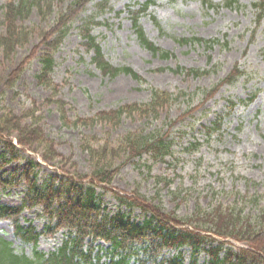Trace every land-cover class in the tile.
I'll list each match as a JSON object with an SVG mask.
<instances>
[{
    "label": "rangeland",
    "instance_id": "374dc122",
    "mask_svg": "<svg viewBox=\"0 0 264 264\" xmlns=\"http://www.w3.org/2000/svg\"><path fill=\"white\" fill-rule=\"evenodd\" d=\"M9 1L17 0H0V7ZM143 1L108 0V8L104 9L96 6L97 1H90L69 22L65 36L52 54L54 64L48 76L56 88L53 98L64 102L70 121L75 117L90 118L121 105L146 104L153 91L170 94V100L157 108L155 117L135 112L122 117L115 126L97 122L92 126L66 127L60 123L56 104L45 103L52 95L51 89L39 84L36 74L41 56L50 48L42 42L39 32L54 26L57 13L66 8L68 1L54 2L46 19L33 7L27 17L16 20L31 35L16 48L11 59L3 61L0 54V113L4 110L21 116L35 106L44 133L54 140L60 162H44L25 146L17 147V157L8 160V153L1 157L4 148L0 140V176L10 180V185L0 183V205H21L27 185L16 178L29 159L37 164L31 168V174L40 186L55 174H89L88 156L81 147L84 135L115 140L127 132L159 131L163 140L172 143L169 154L163 160L149 154L125 160L121 155L111 182L105 188L95 187L102 212H120L136 222L143 220L144 214L138 208L121 204L114 195L125 199L143 197L148 202L157 196L164 212L174 211L180 217H190L197 206L209 209L219 203L224 207H242L243 215H256L258 208L264 207V12L257 21L252 7L257 0H235L231 6L224 5L229 0H209L218 4L217 8L206 7L201 0H154L139 15L138 24L150 43L169 52L166 58L146 49L131 26L128 10L137 9ZM88 18L97 22L89 25V34L98 43L103 59L113 66H128L140 80L122 73L109 77L94 66L93 51L86 50L82 38V27ZM4 30L0 22V34ZM192 36L217 42L207 48L177 41ZM26 57L14 85L5 86L6 75ZM235 65L244 74L232 83H220L212 94L208 93L210 97L202 99L204 92L212 90ZM178 67L206 73L193 76L174 71ZM238 99L245 101L240 103ZM228 100L237 103L229 107ZM218 117L220 130L208 135L205 128ZM192 142L199 143L198 147L191 149ZM18 219L22 226L30 224L38 232H43L48 224L39 207L23 209ZM12 230L10 220H0V237L11 244L15 253L31 256L32 245L23 243ZM66 231L41 234L35 250L44 254L55 251L66 238ZM228 242L240 245L231 239ZM94 245H100L102 249H97L101 261H106L108 244L97 240ZM175 253H181L184 264L193 259L187 247L167 251L165 255ZM206 258L199 253L196 261L201 263Z\"/></svg>",
    "mask_w": 264,
    "mask_h": 264
},
{
    "label": "trees",
    "instance_id": "16d2710c",
    "mask_svg": "<svg viewBox=\"0 0 264 264\" xmlns=\"http://www.w3.org/2000/svg\"><path fill=\"white\" fill-rule=\"evenodd\" d=\"M68 1L66 8L57 13L55 24L48 31H40L42 42L49 46L50 51L44 53L41 58V67L36 74L39 84L51 89V94L45 103H55L59 112L60 123L66 127L92 126L95 123L117 125L122 117L138 113L144 117L153 118L157 114L156 110L164 106L170 100L167 92L153 91L150 101L146 104L121 105L115 110L99 112L90 118L75 117L72 121L68 120L64 111V102L54 99L56 88L51 83L49 74L53 68V52L65 36L69 22H71L90 1H97L95 4L100 9L108 8V0H17L16 2H6L0 9L3 19L0 21L4 26V33L0 34V54L3 61L11 59L16 48L24 45L29 36L30 30L17 25L16 20L25 18L33 7L46 19L53 11L54 2ZM206 7L217 8L209 0H201ZM153 0H146L139 4L137 9L128 10L131 17V26L134 29L141 44L152 53H160L162 57H169L168 51L160 50L150 43L142 32L138 24L139 15L145 13ZM235 0H229L225 5L231 6ZM252 7L257 12L256 20L259 21L264 12V0H257L252 3ZM92 18H88L83 25L82 38L86 50H92L91 62L101 74L114 77L120 73L127 74L136 80L140 77L128 66H113L103 59L99 45L89 34L91 24H96ZM51 41L46 42L51 38ZM178 42L203 44L210 47L217 42L214 39H202L198 37L180 38ZM26 57L21 65L14 71H10L7 76L5 86L12 87L20 72L23 62H27ZM174 71L184 72L193 76L206 73L205 70L176 68ZM237 65L225 76L212 90L204 92L203 98L206 99L208 93L212 94L220 83H232L243 75ZM252 96L249 97L251 101ZM245 100H239L243 102ZM230 107L235 103L228 101ZM37 108L31 107L21 116L12 114L11 111L0 113V140L4 153H8L9 159H15L17 148L13 139L20 147H27L40 155V158L52 164L58 161L60 155L54 147V140L48 138L41 125V116L36 114ZM25 120H28V123ZM220 117L206 127L208 135L220 130ZM170 140H163L157 133H135L127 132L118 136L115 140L108 137L102 139L93 135H84L81 139V147L88 156L90 172L86 174H71L65 176H48L40 186L37 185L35 175L31 174V168L36 167L32 159L27 160V166L17 182H26L27 189L22 199L21 205L17 207L0 205V220L8 219L12 223L13 234L23 243L32 245V254L27 256L23 253H15L11 244L0 237V264H129L131 254H134V242H141L148 237L149 243L142 250V257L137 256L136 264H182L179 256L161 258L156 261L160 251L165 247H178L188 245L196 253L203 250L208 259L202 264H264V207H259L255 215H243L242 207L235 204L227 206L221 203L209 209L196 207V211L190 217H180L174 211L164 212L161 202L157 201V196L149 202L143 197H133L128 201L116 195L120 201L128 202L129 205H136L144 212L149 213V217L141 224L131 222L122 214L108 215L101 211L98 204L95 187L107 186L119 166L116 161L121 155L127 159L141 157L142 154H149L153 159L163 160L169 154ZM199 143L189 144L191 149H195ZM70 174V173H69ZM75 175V176H74ZM15 177H13L14 179ZM86 181V183H84ZM1 184L10 185V180L2 179ZM214 192V191H213ZM214 192L213 194H217ZM156 200L157 202H154ZM237 202V201H236ZM34 207L40 208L48 224L45 225L43 232H38L33 226L27 224L22 226L19 223L18 215L23 209ZM67 229V237L61 245L47 254L35 250L38 238L41 234H52L58 229ZM216 236V237H215ZM230 238L234 241L243 243L244 247H236L233 250L231 244L216 238ZM88 239L85 244V239ZM102 239L110 243L111 250L107 262L100 263L98 253H93L92 242ZM214 245H211L213 244ZM207 245V246H206ZM206 246V247H205ZM221 253V254H220ZM189 264H197L195 260Z\"/></svg>",
    "mask_w": 264,
    "mask_h": 264
}]
</instances>
